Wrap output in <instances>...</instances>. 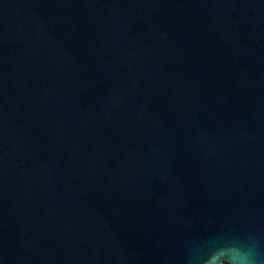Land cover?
<instances>
[{"label":"water","instance_id":"95a60500","mask_svg":"<svg viewBox=\"0 0 264 264\" xmlns=\"http://www.w3.org/2000/svg\"><path fill=\"white\" fill-rule=\"evenodd\" d=\"M264 264V0H0V264Z\"/></svg>","mask_w":264,"mask_h":264},{"label":"clouds","instance_id":"9594fccd","mask_svg":"<svg viewBox=\"0 0 264 264\" xmlns=\"http://www.w3.org/2000/svg\"><path fill=\"white\" fill-rule=\"evenodd\" d=\"M215 264H254V261L235 250H225L217 255Z\"/></svg>","mask_w":264,"mask_h":264}]
</instances>
